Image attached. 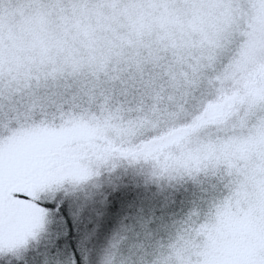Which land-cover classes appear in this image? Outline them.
Returning a JSON list of instances; mask_svg holds the SVG:
<instances>
[{
    "label": "snow or ice",
    "instance_id": "6c2138e0",
    "mask_svg": "<svg viewBox=\"0 0 264 264\" xmlns=\"http://www.w3.org/2000/svg\"><path fill=\"white\" fill-rule=\"evenodd\" d=\"M90 18L151 36L85 67L63 49ZM28 49L45 70L0 82V264H87L59 247L109 226L97 264H264V0H0V52ZM77 125L102 139L64 152ZM160 137L178 140L167 159L146 155ZM129 172L162 192L191 184L197 200L159 226L126 215Z\"/></svg>",
    "mask_w": 264,
    "mask_h": 264
},
{
    "label": "rangeland",
    "instance_id": "374dc122",
    "mask_svg": "<svg viewBox=\"0 0 264 264\" xmlns=\"http://www.w3.org/2000/svg\"><path fill=\"white\" fill-rule=\"evenodd\" d=\"M127 2L141 3L155 2V0H127ZM90 23L91 31L87 36L82 34L76 36L77 39L75 41L73 40V37H70L63 49L65 53L70 52L77 59L84 61L85 67H87V60L89 58H102L110 61L117 56L122 57L125 60L134 57L138 54V51L143 48L145 40L151 36L152 32L148 27H144L139 32L129 37L122 35V24L118 21L104 19L96 20L95 18H90ZM35 55L36 52L31 49L25 50L23 53L13 51L7 55L0 52V82H2V86L6 90L15 89L17 85L22 84L27 76L32 75L37 71L42 72L41 70H45L47 67L45 64L33 62V57ZM100 132L101 130L86 125H77L73 127L64 141L63 151L72 152L78 148L85 147L87 141L90 139H102ZM120 134L126 137H135L143 133L141 132V128L136 127L121 129ZM159 141H166V143H160ZM171 143H178V140H169L167 137L157 138L155 147L150 148L146 155L151 156L152 153H156L157 157L165 155V159H167V154H165L164 149ZM259 143L260 142L258 141L256 145H253L251 150H256ZM67 166L74 168L79 167L77 160L74 158L67 161ZM122 179L123 183H130L132 187L139 189V193L149 195L153 198L152 201L155 202L166 201L173 203L174 201H180L177 203H184L187 197L191 198L192 191H194L193 189L195 188L191 184H186L182 187L162 192L155 184L145 185L142 176L134 175L131 172L122 177ZM160 194L162 195L159 196ZM141 199L143 198L138 200ZM142 203H147L145 198L142 200ZM190 210L191 209H188L181 213L180 218L185 216ZM66 232L67 230L65 229V233ZM57 239H59V237ZM62 245L64 246V244ZM63 254L64 252L58 249V255L62 261H71L68 258L64 259Z\"/></svg>",
    "mask_w": 264,
    "mask_h": 264
},
{
    "label": "trees",
    "instance_id": "16d2710c",
    "mask_svg": "<svg viewBox=\"0 0 264 264\" xmlns=\"http://www.w3.org/2000/svg\"><path fill=\"white\" fill-rule=\"evenodd\" d=\"M123 185L129 196V202L125 209V214L130 215L132 214V212L142 211L145 214L157 218L156 226H159L160 221L169 222L173 218L178 220L181 213L187 211L188 209H191L193 203L196 201L197 190L195 188L193 189L194 191H192L191 198L187 197L184 203H177L180 201L169 203L166 201H152V197L139 193V189L132 187L128 182L123 183ZM161 195L162 194H160L159 196ZM140 198L143 199L138 200ZM144 198L147 201L146 204L142 203V200H144ZM74 231L76 232V236L73 238V242H66L64 243V246L61 245L59 247V250L64 252L63 258L72 260L74 259V252H78L81 255L82 260H87V264H97L100 254L106 248L108 240L114 231V227L109 226V228L105 229L98 236L83 240V242L81 239L80 230L74 229Z\"/></svg>",
    "mask_w": 264,
    "mask_h": 264
},
{
    "label": "clouds",
    "instance_id": "9594fccd",
    "mask_svg": "<svg viewBox=\"0 0 264 264\" xmlns=\"http://www.w3.org/2000/svg\"><path fill=\"white\" fill-rule=\"evenodd\" d=\"M77 38L76 37H73V40L75 41ZM41 71H44V70H41Z\"/></svg>",
    "mask_w": 264,
    "mask_h": 264
}]
</instances>
